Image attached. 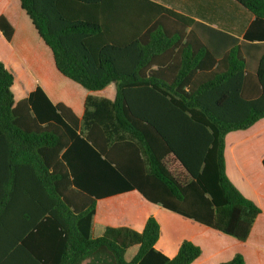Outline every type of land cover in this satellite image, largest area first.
Listing matches in <instances>:
<instances>
[{
	"label": "trees",
	"instance_id": "obj_1",
	"mask_svg": "<svg viewBox=\"0 0 264 264\" xmlns=\"http://www.w3.org/2000/svg\"><path fill=\"white\" fill-rule=\"evenodd\" d=\"M18 1L55 70L87 94L81 116L40 84L19 99L15 83L34 78L0 59V264L200 258L189 240L174 257L159 250L153 216L142 231L94 221L147 202L246 242L262 211L226 174L225 138L264 120V0H235L254 16L242 39L152 0ZM0 33L15 34L4 14ZM134 191L147 202L123 195Z\"/></svg>",
	"mask_w": 264,
	"mask_h": 264
},
{
	"label": "crops",
	"instance_id": "obj_2",
	"mask_svg": "<svg viewBox=\"0 0 264 264\" xmlns=\"http://www.w3.org/2000/svg\"><path fill=\"white\" fill-rule=\"evenodd\" d=\"M152 1L190 16L196 21L204 23L214 29L230 33L239 39L243 38L246 29L254 20V16L235 0ZM0 14L7 16L15 27V34L10 43H7L0 33V42L6 46L7 49L6 53L0 52V59L7 65H11L12 62L23 63L30 71L32 78H34V81H31L30 87L24 88L23 91H21L19 99L25 97L37 84H40L54 102H65L71 106L79 116H81L84 109L83 100L87 92L80 94V89L77 88L75 84L62 78V76L55 70L50 51L39 39L26 14L20 9L19 1L0 0ZM45 68L48 70L51 69L55 76V80L63 81V83H66L69 87H73L75 90L77 89L79 92V98L73 100L69 95L62 94L58 95L60 96L59 98H53V95L47 87L49 82L45 84L42 80V77L45 79L47 77L45 74ZM263 159L264 120L258 122L248 130L232 132L226 136V174L240 192L245 197L255 202L262 211L246 242H240L235 238L223 235L207 226L166 210L161 206H156L157 213L154 215L161 223V237L157 243V248L169 257H174L178 253L182 241L189 240L199 245L203 251L200 258L192 264H220L221 262L230 260L238 252L244 255L246 264H264ZM170 164L171 167L172 164L178 165L182 171L180 174L183 177H186V173L175 159L170 158ZM123 195H129L133 199L137 196L142 197L136 191ZM146 204L149 205L148 202ZM115 218L117 219V217ZM146 218L147 216H144L137 229L144 228L147 220ZM94 221L97 223H113L104 221V218L99 211L97 212ZM168 221L184 225L185 231L183 233L176 232V234L173 235L168 229ZM127 222L128 221L123 223L127 224ZM131 225H133V223Z\"/></svg>",
	"mask_w": 264,
	"mask_h": 264
},
{
	"label": "rangeland",
	"instance_id": "obj_3",
	"mask_svg": "<svg viewBox=\"0 0 264 264\" xmlns=\"http://www.w3.org/2000/svg\"><path fill=\"white\" fill-rule=\"evenodd\" d=\"M6 51H7L6 46H4L0 42V52L6 53ZM45 60H47V59H45ZM45 70H46L45 74L47 75V77H46V79L42 77V80L44 81L45 84H47V82H49L48 86H47L48 90L52 91V93L54 91L53 94L56 97H58L59 94H65L64 92H62L63 88H61V87H60V89L58 91H55L54 89H56L55 88L56 85L57 86L59 85V86H62V87H66L68 85H66V83H63V81L55 80L54 79L55 76L53 75V72L51 71V69L48 70L47 68H45ZM16 72H17V75H18V80H20L21 82L24 83L25 80H26L27 75L23 74V72L21 70H19V69H17ZM62 78H64V77H62ZM64 79L68 80L66 78H64ZM78 88L80 89V94H84L85 90L83 88H81L80 86H78ZM21 91H22V86L16 82L15 83V88H14L15 97L18 98L21 95ZM65 91H66V89H65ZM111 93H112V89H107L105 91V94H107L108 96H110ZM66 95L67 96L69 95V97H73L72 98L73 100L79 98V96L77 98V95H79V92L77 91V89H76V93L72 92V91H66ZM107 98H110V97H107ZM172 167H173V169L175 170V172L177 174H179L180 172L182 173V171L180 170L178 165L172 164ZM99 203H100V201L98 202V205H99ZM156 206H158V205H153V204L149 203V205H147V206H135V208H133L131 205H128V206H126L125 208H122V209H117L115 211L111 210V213H115L116 215H114V216L117 217V219H119V220H117L114 217L113 220L111 221L113 223H103V222H101V223L109 225V226H128V227L134 228L135 230L141 231L142 229H137V228H138V225L140 224V222H142L144 216H147V218L150 217V216H153V217H155L158 220V218L154 215V214L157 213ZM126 221H128L127 224L123 223V222H126ZM132 223H133V225H131ZM159 223H160V221H159ZM178 226L181 229H184V231H185L184 225H178Z\"/></svg>",
	"mask_w": 264,
	"mask_h": 264
}]
</instances>
